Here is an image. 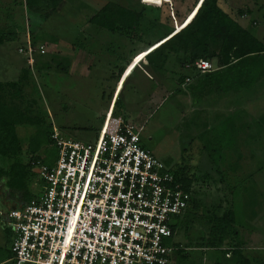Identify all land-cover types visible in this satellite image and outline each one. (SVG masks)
I'll return each mask as SVG.
<instances>
[{
  "label": "rangeland",
  "instance_id": "obj_1",
  "mask_svg": "<svg viewBox=\"0 0 264 264\" xmlns=\"http://www.w3.org/2000/svg\"><path fill=\"white\" fill-rule=\"evenodd\" d=\"M196 1L65 0L44 21L28 15L25 0H0V32L18 35L0 42V83L17 82L23 69L30 70L25 106L48 131L56 128L84 143L96 141L113 98H120L122 118L144 128L143 143L168 171L183 169L194 177L191 194L197 207L181 220L174 240L184 251L176 252L170 264H234L235 258L227 260L224 253L238 242L253 262L264 263V79L240 88L244 81L236 70L207 78L174 55L160 71L146 59L153 51L148 45L164 35L158 31L180 27ZM109 2L141 13L139 27L126 32L129 37L90 22ZM220 6L264 40V0H220ZM33 36L37 48L31 58L25 50ZM215 59L213 72L220 68ZM182 75L190 82L181 85ZM34 132L18 128L24 150ZM38 153L47 164L57 156L45 140ZM37 187L36 182L32 188ZM8 193L0 188V259L11 247L5 231L11 223ZM230 209L236 213L238 239L229 229L219 234L223 243L208 245L212 226L222 224L217 220Z\"/></svg>",
  "mask_w": 264,
  "mask_h": 264
},
{
  "label": "built area",
  "instance_id": "obj_2",
  "mask_svg": "<svg viewBox=\"0 0 264 264\" xmlns=\"http://www.w3.org/2000/svg\"><path fill=\"white\" fill-rule=\"evenodd\" d=\"M25 51L35 53L30 38ZM40 52L46 54L44 46ZM194 69L206 75L215 66L201 59ZM114 106L95 142L54 128L55 165L32 162L44 185L37 198L9 212L13 264H170L183 249L173 226L192 196L144 147V128L114 116Z\"/></svg>",
  "mask_w": 264,
  "mask_h": 264
},
{
  "label": "trees",
  "instance_id": "obj_3",
  "mask_svg": "<svg viewBox=\"0 0 264 264\" xmlns=\"http://www.w3.org/2000/svg\"><path fill=\"white\" fill-rule=\"evenodd\" d=\"M64 1L25 0V8L28 15L31 14L35 19L39 18L45 21L58 11ZM249 1L258 2V0ZM193 13L176 30L175 27L170 26L164 29L167 30V33L158 31V36L159 34L160 36L164 35L160 39L157 38L156 42H151L148 45L150 49L153 48V51L146 57L152 69L163 70L172 55L176 56L177 61H183L182 66L190 65L192 67L191 70H195L194 64L201 59L212 61L213 58H216L215 60L218 61L220 68L216 72L207 74V78L219 75V71L225 74L226 70L231 72L236 70V75H239L241 81H244L240 88L253 87L264 79V40L252 34L247 28L242 26L239 20L224 11L220 6V0H197ZM240 13L239 16L244 18V13L242 14V11ZM141 17L142 15L139 12L109 2L90 19V22L109 32L128 36L126 32H133L139 27ZM160 24L158 22L156 27L159 28ZM17 36L16 32L8 34L0 32V42L3 43L8 39H17ZM30 42L36 51L37 38L33 36L32 40L30 38ZM215 48L218 50L212 51ZM122 68L120 73L124 70ZM30 75V70L23 69L17 82L0 83V188L5 193L6 190L9 192L8 195L13 204L9 211L12 208H18L30 203L41 192L40 189L44 184L33 169L32 162L41 161L43 164L52 167L57 161L56 156L53 164H47L38 153L44 140L53 145L51 139L52 131H48L50 127L45 128L44 121L34 114L32 107L25 106L24 87L27 86ZM187 78L189 77L184 75L178 78L181 85L186 83ZM238 87L239 83L234 85L233 90L237 91ZM123 110L124 103L118 98L114 106V116L122 117ZM123 118L125 117L123 116ZM20 127H32L35 129L33 136L28 140L27 150H24L23 142L18 133V128ZM144 147L147 148L146 146ZM173 174L182 189L191 194L194 177L187 175L186 170L183 169H178ZM36 182L40 186L36 188L37 190H33L32 187ZM196 207L197 203L192 196L186 215L190 214L191 210ZM183 222L180 220L174 224L175 233L182 229ZM217 222L222 224L212 226L208 245L214 247L218 242L223 243L224 238H219V234L221 231L227 232L229 229L234 238L238 239L239 236L235 228L237 220L234 210L226 211ZM5 231L7 233V243L12 247L14 238L13 226L11 224L7 225ZM175 245L181 246L179 243ZM235 245L225 250L224 254L227 260L235 258L234 264H264L260 261L257 262V260L253 262L248 257L246 245H243L242 242H238ZM11 247L6 257L0 259V264H7L12 261L14 255ZM181 251H184V249L177 252Z\"/></svg>",
  "mask_w": 264,
  "mask_h": 264
},
{
  "label": "crops",
  "instance_id": "obj_4",
  "mask_svg": "<svg viewBox=\"0 0 264 264\" xmlns=\"http://www.w3.org/2000/svg\"><path fill=\"white\" fill-rule=\"evenodd\" d=\"M241 23V22H240ZM145 52H149V51H145ZM115 77V76H114ZM113 98V97H112ZM113 100H114V103H115V99L113 98ZM111 103V102H110ZM109 109V108H108ZM106 114H107V112H106ZM38 186H40V184L38 183ZM12 203H11V205H10V208L12 207ZM21 207V206H20ZM20 207H18V208H20ZM18 208H12V209H18ZM13 242V241H12Z\"/></svg>",
  "mask_w": 264,
  "mask_h": 264
},
{
  "label": "snow or ice",
  "instance_id": "obj_5",
  "mask_svg": "<svg viewBox=\"0 0 264 264\" xmlns=\"http://www.w3.org/2000/svg\"><path fill=\"white\" fill-rule=\"evenodd\" d=\"M193 15H195V13H193Z\"/></svg>",
  "mask_w": 264,
  "mask_h": 264
}]
</instances>
